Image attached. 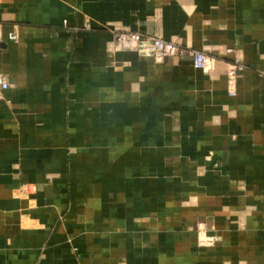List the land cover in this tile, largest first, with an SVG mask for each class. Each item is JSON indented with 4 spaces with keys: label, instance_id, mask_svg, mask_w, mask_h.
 I'll use <instances>...</instances> for the list:
<instances>
[{
    "label": "crops",
    "instance_id": "crops-1",
    "mask_svg": "<svg viewBox=\"0 0 264 264\" xmlns=\"http://www.w3.org/2000/svg\"><path fill=\"white\" fill-rule=\"evenodd\" d=\"M0 74V264H264V0H0Z\"/></svg>",
    "mask_w": 264,
    "mask_h": 264
},
{
    "label": "built area",
    "instance_id": "built-area-1",
    "mask_svg": "<svg viewBox=\"0 0 264 264\" xmlns=\"http://www.w3.org/2000/svg\"><path fill=\"white\" fill-rule=\"evenodd\" d=\"M67 25V21H64ZM90 28V26H88ZM12 41L17 40V36H10ZM114 44L117 51L128 52L134 51L143 56H152L158 58L178 57L190 59L192 66L197 70H209L212 68L215 59L205 52L185 49L156 36H144L139 32L118 31L114 34ZM231 53V50H228ZM231 69L228 71V76L234 80L238 74L245 71V66L240 60H234L231 64ZM10 87L5 76L0 74V99L3 98L2 91ZM231 96H235V92H231ZM200 230H205L204 224H199Z\"/></svg>",
    "mask_w": 264,
    "mask_h": 264
}]
</instances>
